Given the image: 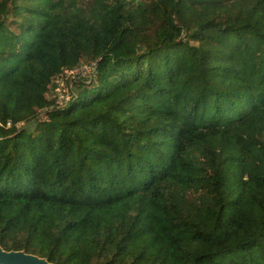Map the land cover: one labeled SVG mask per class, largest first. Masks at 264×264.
<instances>
[{"label": "trees", "instance_id": "trees-1", "mask_svg": "<svg viewBox=\"0 0 264 264\" xmlns=\"http://www.w3.org/2000/svg\"><path fill=\"white\" fill-rule=\"evenodd\" d=\"M0 248L264 264V0H0Z\"/></svg>", "mask_w": 264, "mask_h": 264}, {"label": "water", "instance_id": "water-1", "mask_svg": "<svg viewBox=\"0 0 264 264\" xmlns=\"http://www.w3.org/2000/svg\"><path fill=\"white\" fill-rule=\"evenodd\" d=\"M0 264H51L37 256L20 251H4L0 248Z\"/></svg>", "mask_w": 264, "mask_h": 264}, {"label": "rangeland", "instance_id": "rangeland-1", "mask_svg": "<svg viewBox=\"0 0 264 264\" xmlns=\"http://www.w3.org/2000/svg\"><path fill=\"white\" fill-rule=\"evenodd\" d=\"M94 70V66H84L82 67V69L80 70H73V71H67V77L68 79H73L74 77H82V76H90L92 71ZM66 91L67 93H69V88L65 86V82L62 80L58 81V87L54 93V100H56V102L59 100V95L61 94V92ZM61 98V95H60Z\"/></svg>", "mask_w": 264, "mask_h": 264}, {"label": "built area", "instance_id": "built-area-1", "mask_svg": "<svg viewBox=\"0 0 264 264\" xmlns=\"http://www.w3.org/2000/svg\"><path fill=\"white\" fill-rule=\"evenodd\" d=\"M82 69V68H81ZM85 76V75H84ZM59 95V100L57 101V104L58 105H61L63 106L64 104H66L69 99H70V95L69 93H67L66 91L64 92H61V94H58ZM60 95H61V98H60ZM11 124L9 123L8 126H10Z\"/></svg>", "mask_w": 264, "mask_h": 264}]
</instances>
